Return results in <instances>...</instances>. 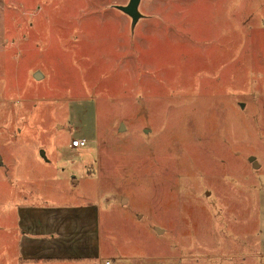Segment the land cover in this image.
Listing matches in <instances>:
<instances>
[{
  "label": "rangeland",
  "instance_id": "rangeland-1",
  "mask_svg": "<svg viewBox=\"0 0 264 264\" xmlns=\"http://www.w3.org/2000/svg\"><path fill=\"white\" fill-rule=\"evenodd\" d=\"M129 1L0 0V264L67 203L99 264H264V0Z\"/></svg>",
  "mask_w": 264,
  "mask_h": 264
},
{
  "label": "crops",
  "instance_id": "crops-1",
  "mask_svg": "<svg viewBox=\"0 0 264 264\" xmlns=\"http://www.w3.org/2000/svg\"><path fill=\"white\" fill-rule=\"evenodd\" d=\"M99 209L92 204H18V253L22 260L46 264H99L103 259Z\"/></svg>",
  "mask_w": 264,
  "mask_h": 264
},
{
  "label": "water",
  "instance_id": "water-1",
  "mask_svg": "<svg viewBox=\"0 0 264 264\" xmlns=\"http://www.w3.org/2000/svg\"><path fill=\"white\" fill-rule=\"evenodd\" d=\"M141 0H130L129 4L127 6H116L115 8L127 16H129L132 19V27L134 28L138 22V20L141 17V14L139 12V5H140ZM42 74L41 73H36L34 75V78L36 80H39L41 78ZM44 154V153H42ZM250 162H253V164L257 165L254 158L250 159ZM162 230L157 229V232L160 233Z\"/></svg>",
  "mask_w": 264,
  "mask_h": 264
},
{
  "label": "built area",
  "instance_id": "built-area-1",
  "mask_svg": "<svg viewBox=\"0 0 264 264\" xmlns=\"http://www.w3.org/2000/svg\"><path fill=\"white\" fill-rule=\"evenodd\" d=\"M89 143L85 138L76 139L71 143V148L78 149V148H85L88 147Z\"/></svg>",
  "mask_w": 264,
  "mask_h": 264
}]
</instances>
